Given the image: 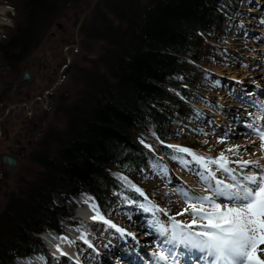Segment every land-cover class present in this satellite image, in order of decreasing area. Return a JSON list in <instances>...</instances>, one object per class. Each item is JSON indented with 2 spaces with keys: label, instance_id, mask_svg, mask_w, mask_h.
Returning <instances> with one entry per match:
<instances>
[{
  "label": "trees",
  "instance_id": "1",
  "mask_svg": "<svg viewBox=\"0 0 264 264\" xmlns=\"http://www.w3.org/2000/svg\"><path fill=\"white\" fill-rule=\"evenodd\" d=\"M85 1L13 0L18 23L0 45V116L8 106L28 102L26 93L19 95L26 86L19 83L23 64L60 26L58 19L64 13L79 12V22L90 8H83ZM247 4L246 0H97L77 35L78 47L97 54L94 60L87 58L90 72L81 75L85 90L77 92L63 111L66 131L55 138L53 154L34 156L41 168L39 177L22 198L10 199L0 216V264L39 254L49 257L39 236L47 231L63 233L64 218L78 224L65 208L54 205V195L67 202L86 193L102 214L112 216L125 206L124 196L142 198L123 190L110 176L111 169L135 182L153 171L154 155L176 168L166 155L171 150L160 141L176 140L180 120L193 118L189 105L201 102L188 92L198 90L200 80L208 78L202 67L217 57V45L232 30L231 20ZM76 68L73 64L72 71ZM86 228L91 243L100 240L101 225ZM75 249L80 256L91 254L84 244ZM61 262L69 264L67 259Z\"/></svg>",
  "mask_w": 264,
  "mask_h": 264
},
{
  "label": "rangeland",
  "instance_id": "2",
  "mask_svg": "<svg viewBox=\"0 0 264 264\" xmlns=\"http://www.w3.org/2000/svg\"><path fill=\"white\" fill-rule=\"evenodd\" d=\"M86 1L89 4L86 5ZM86 1L83 8L90 6L86 11L88 14L94 1ZM246 1L248 4L241 5L238 15L231 20L232 30L230 29L226 35L224 43L217 45L219 54L213 61L206 62L202 67L208 78L200 80L198 90L192 89L193 92H188L193 99L201 102V105L198 102L189 105L192 108L189 111L193 118L181 119L174 132L177 139L167 144H178L215 156L226 145L218 144L216 137L212 135L197 134L199 129L210 132L215 128L217 132H221L231 128L234 134H242L248 131L242 123L237 122L235 117L239 116L241 121L249 120L248 113L256 112V109L250 106L249 101L264 102V0ZM1 11H4V14ZM16 11L17 8L13 0H0V45L7 41L8 34L18 23ZM78 14L79 12L72 10L64 13L58 19L60 26L50 32L49 39L45 43L43 42L41 48L30 58L35 61L44 59L48 66L46 73L39 70L31 71L33 80L24 86L25 88L23 87V94L26 93L30 101L41 96L44 91L51 89L57 82L56 87L47 96L48 101L45 104L37 102L32 106L30 112L33 113L31 116L32 123L36 122L39 125L34 140L25 147L23 138L29 134L32 127L31 123L23 119L26 118L24 117L26 110L13 109L8 117L0 122L2 126V134L0 132V158L9 153L11 149H14L18 142L24 147L14 175H9L0 166V216L7 210L9 200L16 197L22 198V192H25L27 186L33 184L35 178L39 177L41 168L34 160V156L39 155L41 157L48 152L50 155L53 154L55 138L58 134H64L66 131V129L64 130L65 119L62 117L63 111L71 105L77 92L85 90L84 84L80 80L81 75L90 72L92 65L86 63L87 58L88 60H94V56H97V54L94 52L89 54V50L81 49L77 46L78 42H75L78 35V31L76 33L79 24V22L77 23ZM91 44L94 46L96 43ZM65 53L70 58L68 66H66L68 59ZM28 64L29 62L23 64V71L29 67ZM73 64L79 68L72 71ZM242 65H246V67ZM216 81L219 83H215ZM20 93L22 94V92ZM248 93H252V95H248ZM241 96H244L243 100L240 98ZM6 110L1 111L3 114L0 118ZM197 112L203 113V116H197ZM4 121H7L5 126L3 125ZM209 121L212 123L209 124ZM205 139L209 140V144L205 145L203 143ZM244 141L243 135H240L239 138H235L234 135L229 140L231 143ZM209 149H211V152H209ZM174 164L175 169L168 166L171 184L162 180L154 171L149 172L143 180H137L136 184L145 193H149L151 200L161 207L169 208L170 213L173 215L182 207V202H178L179 197L172 192L173 184L182 183L197 192L200 191V182L197 177L181 169L179 164ZM111 170L115 171L116 169ZM119 176L121 175L117 173V177ZM77 198L64 202L60 197L54 195L52 200L56 207L65 208L66 212L74 216L75 211L79 209ZM150 216L151 214L145 213L135 204H125L120 212L109 218L119 227L126 229L127 232L137 235L136 242L143 245V240L149 239L147 232L138 228L134 229L132 225H138V219L140 218L149 220ZM68 221V219H62L64 228L70 226ZM130 225L131 230L128 231ZM46 234L55 236L50 231ZM125 241L127 242L126 235L121 236L114 229L105 227L100 240L92 249L90 247L92 254L89 257L84 255L80 262L87 264H125L124 258H118L115 253H112V250L119 249ZM148 246L149 248L146 250L150 252L149 249L154 247L153 241L152 245ZM47 263L60 264L56 260ZM74 263L78 264V262Z\"/></svg>",
  "mask_w": 264,
  "mask_h": 264
},
{
  "label": "snow or ice",
  "instance_id": "3",
  "mask_svg": "<svg viewBox=\"0 0 264 264\" xmlns=\"http://www.w3.org/2000/svg\"><path fill=\"white\" fill-rule=\"evenodd\" d=\"M240 98L243 100L244 96ZM249 104L256 109L255 113H248L249 120L241 121L239 116L235 117L248 131L234 134L231 128L221 132L215 128L210 132L198 130L197 134L212 135L218 144L226 145L215 156L160 141L171 150L166 153L169 159L194 174L200 182L199 192L182 183L172 185V192L179 197L178 202H182L181 209L174 215L169 208L151 200L127 176L118 177L123 190L135 192L143 198L140 202L124 196L125 203L135 204L151 214L146 225V234H155L154 247L149 253L150 264H264V102L249 101ZM196 115L203 116V113L197 112ZM234 135L235 138L243 135L245 143L229 142ZM140 143L155 153L152 145L143 139ZM203 143L207 145L209 140L205 139ZM150 167L171 184L170 171L162 156L154 155ZM89 207L94 213L90 217L92 221L107 225L121 236L130 235L136 239L134 233L105 218L94 201ZM181 216L185 219H178ZM82 227L84 232L80 239L92 247L88 230L86 226ZM59 239L69 245L75 243L67 236ZM56 247L61 255L68 256L59 245Z\"/></svg>",
  "mask_w": 264,
  "mask_h": 264
},
{
  "label": "bare ground",
  "instance_id": "4",
  "mask_svg": "<svg viewBox=\"0 0 264 264\" xmlns=\"http://www.w3.org/2000/svg\"><path fill=\"white\" fill-rule=\"evenodd\" d=\"M1 12H2V14H4V11H1ZM241 143H245V141L241 142ZM253 147H255V145H253ZM85 201H89V203H91L94 201V199L87 194H82V195L78 196L77 202L79 205V209H77L75 211V215H77L78 218L83 219L85 221L94 222L90 219V217L92 215H94V213L90 210L89 203H85ZM150 218H151V216L149 217V219ZM184 218L185 217H182V216L179 217V219H181V220H183ZM138 220H139L138 221L139 224L138 225H132L133 228L134 229L138 228L139 230H144V231L148 232V228L146 227L148 219L147 218H140ZM64 229L67 231L68 235L74 240H80V236L84 232L82 229H81V231H77L78 228L75 226L72 227L71 225L64 228ZM130 230H131V225L128 227V231H130ZM49 235H51V234H49ZM126 237H127V242L125 241L122 244V246H120L119 249H116L115 251L112 250V253H115V255L118 256V258H124L125 264H150V261H151V258L149 255L150 252L146 249L149 248L148 245H152V241H154V239H155V234L148 235L149 239L143 240V243H144L143 245H142V243L139 244L136 242L137 235H135L136 239H133L132 236H130V235H126ZM57 242H58V245L60 246V249L62 251L69 249V244L62 242L59 239V237H58ZM262 247H264V246H262ZM149 250H151V248ZM122 252H123V254H121ZM122 256H124V257H122ZM17 262H18V264H34L35 260H25V261L18 260Z\"/></svg>",
  "mask_w": 264,
  "mask_h": 264
},
{
  "label": "water",
  "instance_id": "5",
  "mask_svg": "<svg viewBox=\"0 0 264 264\" xmlns=\"http://www.w3.org/2000/svg\"><path fill=\"white\" fill-rule=\"evenodd\" d=\"M96 2H97V0H94V2H93V4H92V7H91V8H93V7L95 6ZM89 11H90V10H89ZM89 11H88V12H89ZM86 14H87V12L81 17V19H80V21H79V24H78V26H77V28H76V33H77V31H78V29H79V27H80V25H81V23H82V21H83V19H84V17H85ZM76 35H77V34H76ZM75 41H76V42L78 41V40H77V37H76ZM65 56H66L67 59H68V61H67V65H66V66H68L69 63H70V58L67 56L66 53H65ZM64 67H65V66H64ZM64 67H63V68H64ZM59 78H60V77H59ZM32 79H33V76H32L31 73H29V72H24V73L20 76V78H19V82H20V84H29V83H31ZM56 85H57V82L53 85V87H51V89H49V90H47V91H45V92L43 93V99H41V98H34V99H33L32 101H30V103H28V104H24V103H23V104H18V105H12V106H9V107L7 108L5 114L0 118V122H1L2 120H4L5 118H7L8 115L10 114L11 110H13V109H15V108H17L18 111H20V110H22V109H25V110L27 111V116H29L28 111H31V110H32V106H33V104H34L35 102H41V103H44V101L47 102V101H48V97H47V95L50 94V93L53 91V89L56 87ZM43 100H44V101H43ZM44 106H45V105H44ZM33 128L35 129V128H36V125H34ZM0 130H1V123H0ZM18 154H19V151H18V150H13V151L10 152V154L5 155L4 157H2V158L0 159V163H1V165H2L3 167L6 168V170H7V172H8L9 175H14V174L16 173L15 169H16L17 164H18V161H19Z\"/></svg>",
  "mask_w": 264,
  "mask_h": 264
},
{
  "label": "flooded vegetation",
  "instance_id": "6",
  "mask_svg": "<svg viewBox=\"0 0 264 264\" xmlns=\"http://www.w3.org/2000/svg\"><path fill=\"white\" fill-rule=\"evenodd\" d=\"M26 62H29V64H28L29 67H27V68L25 69L26 72L31 73L32 70H37V71L39 70L40 72L46 73V72L48 71V66H47V64H46V62H45L44 59H42V60H40V61H35V60L28 59ZM31 74H32V73H31ZM32 76H33V74H32ZM19 95L21 96L22 94H19ZM28 99H29V96H26V100H28ZM42 99H43V97H42ZM31 111H32V110H31ZM31 111H30V112H31ZM32 114H33V113H31L30 116H27V111H26V112H25V116H24V117H26V118H23L24 120H26V121H28L29 123L32 124V127H31V129H30L29 134L26 135V136H24V138H23L25 147L28 146V145L32 142V140H34L35 135H36L37 128H38V126H39L36 122H35V123H32V118H31ZM34 120H35V119H34ZM34 125H36V128H35V129L33 128ZM0 132L2 133V127H1ZM7 137H8V136H7ZM23 149H24V147L20 145V142H18V143H16V147H15L14 149H11V151H13V150H18V151H19L18 156H19V155L22 156ZM11 151H9V153L4 154L3 156L10 154ZM3 156H1V157H3ZM0 166H1V165H0ZM1 167H2V166H1ZM4 169H5V168H4ZM5 170H6V169H5ZM6 172H7V171H6Z\"/></svg>",
  "mask_w": 264,
  "mask_h": 264
}]
</instances>
